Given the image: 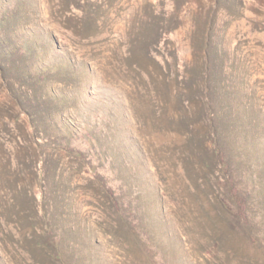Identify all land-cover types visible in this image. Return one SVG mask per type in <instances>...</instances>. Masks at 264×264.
<instances>
[{"label": "rangeland", "instance_id": "374dc122", "mask_svg": "<svg viewBox=\"0 0 264 264\" xmlns=\"http://www.w3.org/2000/svg\"><path fill=\"white\" fill-rule=\"evenodd\" d=\"M0 264H264V0H0Z\"/></svg>", "mask_w": 264, "mask_h": 264}, {"label": "trees", "instance_id": "16d2710c", "mask_svg": "<svg viewBox=\"0 0 264 264\" xmlns=\"http://www.w3.org/2000/svg\"><path fill=\"white\" fill-rule=\"evenodd\" d=\"M205 138L208 141H210L211 145H214L215 146V142H214V139H213V135H212V133L210 131H208L206 133ZM45 139L46 138H43L40 135L36 136L35 138L33 137V141H34L33 143H35V145L37 147L36 148V151H38V147H39L38 145H40ZM60 145H61L62 149L64 151H66V153H68L71 157H74V158H77V159H81V160L84 158L83 157V153L80 152V151H78V150H74L73 148H70L67 141L61 140L60 141ZM214 151H215V154H217L215 156L217 158H219V154H218L217 150H214ZM40 163H42V156L41 155H38V164L33 166L34 167L33 169L35 171V177H37V178H39L41 176V169L42 168H41ZM41 196H42V194H41ZM31 197L33 198V199L32 198L31 199L34 202L35 201L34 196L31 195ZM41 216L44 217V215H41ZM45 222L46 223L44 224V228H45L44 231L47 230L49 232V229H50L51 226L49 224H47L48 220L46 221V219H45ZM58 243L59 242H58L57 238H55V237H53L52 235L49 234L47 237H44L39 242H37V246L38 247H41V248L42 247H56L58 245Z\"/></svg>", "mask_w": 264, "mask_h": 264}]
</instances>
